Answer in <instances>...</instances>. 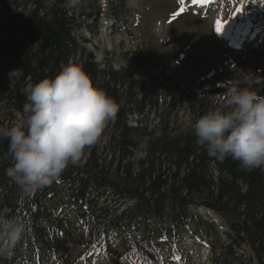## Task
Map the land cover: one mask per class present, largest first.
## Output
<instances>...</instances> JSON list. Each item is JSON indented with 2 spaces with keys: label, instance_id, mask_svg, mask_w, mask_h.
I'll list each match as a JSON object with an SVG mask.
<instances>
[{
  "label": "trees",
  "instance_id": "trees-1",
  "mask_svg": "<svg viewBox=\"0 0 264 264\" xmlns=\"http://www.w3.org/2000/svg\"><path fill=\"white\" fill-rule=\"evenodd\" d=\"M67 1L55 0L47 10L29 12L13 22L20 38L8 33L0 40L1 54L20 62V81L27 88L54 78L78 53ZM24 48L31 50L32 60H24ZM122 56L116 68L109 62L101 67L89 51L79 57L95 86L121 105L117 120L106 130L107 144H114L106 166L94 160L92 151L82 165H69L59 183L25 195L6 174L11 166L8 141H0V215L22 217L27 226L23 241L0 264H82L79 258L92 245L109 264H126L125 255L154 264L143 246L177 250L175 243L185 233L206 245L209 264H264V171L241 170L231 158L223 163L210 158L196 144L193 129L170 120L183 107L198 119L220 107L222 97L168 86L171 77L141 48ZM22 86L16 82L2 87L0 106L22 113L27 90ZM131 116L135 125L129 123ZM148 119L156 123L149 125ZM0 126H8L1 114ZM139 147L143 154L133 167ZM65 197L74 203L75 219L64 215ZM109 198L116 201L111 206L106 205ZM200 208L211 209L225 228ZM77 243L83 248L73 259L72 245Z\"/></svg>",
  "mask_w": 264,
  "mask_h": 264
},
{
  "label": "rangeland",
  "instance_id": "rangeland-1",
  "mask_svg": "<svg viewBox=\"0 0 264 264\" xmlns=\"http://www.w3.org/2000/svg\"><path fill=\"white\" fill-rule=\"evenodd\" d=\"M185 1L190 4L184 6L187 4ZM54 2L55 0H0V40H4L8 33L14 38H20L13 22L34 10H47ZM241 3L244 12L238 14L234 10ZM65 8L69 14L74 15L72 33L78 44V53L69 62L80 64V55L89 51L94 54L95 61L101 67L109 62L116 68L123 63V53L141 48L153 56L166 76L171 77L168 86L174 85L178 89L191 92H204L221 87L224 89L219 94L222 97L221 102L229 87H264V0H210L208 4L201 5L193 4L190 0H127L125 3L123 0H68ZM181 8L184 11L181 12ZM221 20L229 34L231 30L229 40L216 35L213 30L215 24ZM239 37L244 39L245 45L237 47L234 44ZM25 45L28 43L25 42ZM28 49H23L24 60L26 57L30 60L33 58L30 55L31 50ZM21 72L20 62L3 56L0 51V96L3 97L2 89L5 86L16 82L23 85L22 91L27 88L20 81ZM220 107H223L222 103ZM0 114L8 126L23 123L28 115L24 110L19 113L13 107L7 110L1 106ZM174 119L178 122L176 126L184 129H193L197 120L185 107L177 115L170 117V120ZM146 122L149 125L156 123L150 119ZM129 123L135 125L134 116L129 118ZM113 148L114 144L98 146L86 151L85 156L94 151V160L106 166ZM142 152V147L134 150L133 167ZM112 169L113 165L109 170ZM109 199L106 205L111 206L116 202ZM66 200L65 197L64 215L75 219L74 203H71L72 199L71 202ZM129 202L123 203L118 211ZM200 210L208 218L215 216L218 227L225 228L223 221L211 209ZM179 239L181 240L175 243L177 252L181 254L179 259H176V253H171L176 250L174 247L169 251H166L168 246L159 251L148 245L143 247L154 256V264H208L203 245L196 243L188 233ZM169 243H172L170 238ZM72 247L71 257L74 259L83 246L77 243ZM118 251L124 257V252ZM245 251L250 254L248 248ZM95 252L93 249L90 256L82 255L79 258L82 264H109L103 255H96ZM127 256L125 255L126 259L124 257L126 264H147L138 263L137 259ZM251 263L254 264V261Z\"/></svg>",
  "mask_w": 264,
  "mask_h": 264
},
{
  "label": "clouds",
  "instance_id": "clouds-1",
  "mask_svg": "<svg viewBox=\"0 0 264 264\" xmlns=\"http://www.w3.org/2000/svg\"><path fill=\"white\" fill-rule=\"evenodd\" d=\"M222 104L196 120V144L220 163L231 158L241 170L264 169V95L229 87ZM120 107L78 63L69 62L54 78L29 85L26 120L0 126V141H8L11 161L7 176L25 195L59 183L86 151L108 143L106 130L117 120ZM26 229L22 217L0 215V258L13 255ZM204 255L207 258V251Z\"/></svg>",
  "mask_w": 264,
  "mask_h": 264
},
{
  "label": "snow or ice",
  "instance_id": "snow-or-ice-1",
  "mask_svg": "<svg viewBox=\"0 0 264 264\" xmlns=\"http://www.w3.org/2000/svg\"><path fill=\"white\" fill-rule=\"evenodd\" d=\"M181 2H183V0H181ZM206 2H207V0H193V4H202V3H206ZM180 11L182 12V11H184V9L181 8ZM234 11L238 14L244 12L243 4L241 3V5L239 7H237ZM176 15H179V13H177ZM225 26L226 25L222 20L218 21L215 24V31L217 33H221L224 30ZM176 259H179V257H176Z\"/></svg>",
  "mask_w": 264,
  "mask_h": 264
},
{
  "label": "bare ground",
  "instance_id": "bare-ground-1",
  "mask_svg": "<svg viewBox=\"0 0 264 264\" xmlns=\"http://www.w3.org/2000/svg\"><path fill=\"white\" fill-rule=\"evenodd\" d=\"M192 3V2H191ZM190 3H187V4H185V5H189ZM184 5V6H185ZM201 5V4H200ZM203 6V5H202ZM205 6V5H204ZM205 8V7H204ZM248 30V29H247ZM214 31H215V29H214ZM216 32V31H215ZM217 33V32H216ZM220 36H222V37H225V36H229V30L227 31V27H225L224 28V30L221 32V33H218ZM248 39V38H247ZM245 40H246V38H245ZM247 41V40H246ZM235 43H237L236 45L237 46H240V45H245V42H244V39L243 38H237L236 39V42Z\"/></svg>",
  "mask_w": 264,
  "mask_h": 264
},
{
  "label": "water",
  "instance_id": "water-1",
  "mask_svg": "<svg viewBox=\"0 0 264 264\" xmlns=\"http://www.w3.org/2000/svg\"><path fill=\"white\" fill-rule=\"evenodd\" d=\"M223 88H214V89H212V90H209V93H215V94H220V93H222L223 92ZM253 90H256V91H258L259 92V94H261V95H264V87H261V88H258V89H253Z\"/></svg>",
  "mask_w": 264,
  "mask_h": 264
}]
</instances>
